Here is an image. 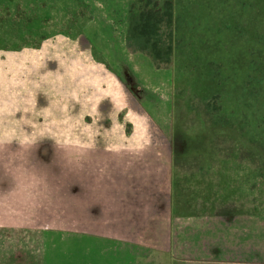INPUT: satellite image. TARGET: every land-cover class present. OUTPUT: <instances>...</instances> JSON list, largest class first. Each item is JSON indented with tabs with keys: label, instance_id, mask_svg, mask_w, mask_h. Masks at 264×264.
Segmentation results:
<instances>
[{
	"label": "rangeland",
	"instance_id": "1",
	"mask_svg": "<svg viewBox=\"0 0 264 264\" xmlns=\"http://www.w3.org/2000/svg\"><path fill=\"white\" fill-rule=\"evenodd\" d=\"M175 13L171 157L180 172L173 207L177 217H193L150 218V233L134 237L151 249L140 264H264V0H175ZM92 17L84 0H0V48L77 38ZM92 54L103 61L100 50ZM6 100L0 264H44L43 229L93 222L79 193L77 139L16 136L60 134L76 124L29 122L15 114V100ZM93 140L100 147L115 141L102 132ZM82 250L52 251L45 264H92Z\"/></svg>",
	"mask_w": 264,
	"mask_h": 264
},
{
	"label": "crops",
	"instance_id": "2",
	"mask_svg": "<svg viewBox=\"0 0 264 264\" xmlns=\"http://www.w3.org/2000/svg\"><path fill=\"white\" fill-rule=\"evenodd\" d=\"M84 1L93 17L77 38L56 35L36 48H0V102L5 108L6 99L15 100V114L29 122L76 124L60 134L16 136L77 139L79 193L93 222L43 229L44 264L50 252L68 246L84 248L92 264H140L151 249L134 237L150 233V218L193 217H177L173 207L180 172L171 157L173 70L155 69L147 55L127 49L128 0ZM100 132L115 141L100 147L93 140Z\"/></svg>",
	"mask_w": 264,
	"mask_h": 264
},
{
	"label": "trees",
	"instance_id": "3",
	"mask_svg": "<svg viewBox=\"0 0 264 264\" xmlns=\"http://www.w3.org/2000/svg\"><path fill=\"white\" fill-rule=\"evenodd\" d=\"M128 13L127 49L147 55L157 69L172 68L177 42L175 0H129ZM258 169L257 175L261 176Z\"/></svg>",
	"mask_w": 264,
	"mask_h": 264
}]
</instances>
